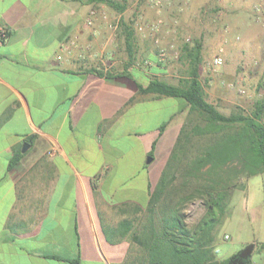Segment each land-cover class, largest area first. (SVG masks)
Returning <instances> with one entry per match:
<instances>
[{
    "label": "crops",
    "instance_id": "obj_1",
    "mask_svg": "<svg viewBox=\"0 0 264 264\" xmlns=\"http://www.w3.org/2000/svg\"><path fill=\"white\" fill-rule=\"evenodd\" d=\"M92 4L0 0V264L144 258L134 234L157 183L148 156L162 139L174 146L188 105L139 92L177 84L157 55L163 22L88 25Z\"/></svg>",
    "mask_w": 264,
    "mask_h": 264
},
{
    "label": "trees",
    "instance_id": "obj_2",
    "mask_svg": "<svg viewBox=\"0 0 264 264\" xmlns=\"http://www.w3.org/2000/svg\"><path fill=\"white\" fill-rule=\"evenodd\" d=\"M88 2L105 3L120 13L126 7L117 0ZM184 49L191 66L188 78L178 84L152 79L146 86L138 85L141 93L182 98L188 105V119L150 191L143 216L135 219L140 229L134 240L144 255L137 264H230V257L217 260L218 228L229 214L232 192L244 187L239 178L264 171V93L250 113H222L205 99L199 80L201 39L191 48L185 44ZM178 174L182 178L179 190L175 187ZM197 198L202 199L205 212L189 226L182 206ZM127 223L131 225L130 220L120 222ZM258 246L264 250V241ZM71 263L79 264V260Z\"/></svg>",
    "mask_w": 264,
    "mask_h": 264
},
{
    "label": "rangeland",
    "instance_id": "obj_3",
    "mask_svg": "<svg viewBox=\"0 0 264 264\" xmlns=\"http://www.w3.org/2000/svg\"><path fill=\"white\" fill-rule=\"evenodd\" d=\"M117 1L126 6L121 13L99 2L90 8L106 11L111 20L123 16L163 22L162 46L169 52L166 59L171 68L167 78L176 77L177 84L188 78L191 67L184 45L191 48L195 40L201 39L198 76L205 99L224 114L250 113L255 100L264 93V26L257 18L264 17V0H172L159 8L146 0ZM258 5L260 9L256 10ZM216 55L222 57L221 65L213 63ZM187 119L188 112L183 124ZM167 141L162 139L148 156L155 157L149 168L154 183L159 181L173 146H168ZM181 179L178 174L177 190ZM239 181L244 187L232 192L229 214L218 228L216 255L226 259L246 245L257 243L248 259L259 264L264 254L258 246L264 241V171ZM182 210L185 222L192 226L202 218L205 207L197 198L183 205ZM138 247L141 253L139 244Z\"/></svg>",
    "mask_w": 264,
    "mask_h": 264
},
{
    "label": "built area",
    "instance_id": "obj_4",
    "mask_svg": "<svg viewBox=\"0 0 264 264\" xmlns=\"http://www.w3.org/2000/svg\"><path fill=\"white\" fill-rule=\"evenodd\" d=\"M171 1L172 0H146V2L148 4H150L152 7H157V8H159L165 4H168ZM259 9H260V6L259 5L256 6V10H259ZM98 17H100L102 19H106L107 18L106 11L101 10V9H96L93 7L90 8L88 15H87V19H86L87 24L92 25L94 23L95 19ZM257 18L261 21V24L264 26V17L258 16ZM160 23H161V21L159 20L155 24L150 25L151 31H154V32L157 31L159 29ZM6 34H7V29L1 27L0 28V36L4 37ZM155 42L159 43V40L156 39ZM168 54H169V52H168L166 47H164V46L159 47L158 52H157L159 60L166 59ZM213 63L216 65H221L223 63L222 57H220L218 55L214 56ZM225 238H228V235H225ZM259 264H264V254H263L261 263H259Z\"/></svg>",
    "mask_w": 264,
    "mask_h": 264
},
{
    "label": "water",
    "instance_id": "obj_5",
    "mask_svg": "<svg viewBox=\"0 0 264 264\" xmlns=\"http://www.w3.org/2000/svg\"><path fill=\"white\" fill-rule=\"evenodd\" d=\"M28 146V143L25 142L23 144V148L22 151H24L26 149V147ZM151 158H148V160L150 161ZM255 244L254 243H250L248 245H246L241 251H239L238 253H236V258L234 260H239V264H247V260L254 248Z\"/></svg>",
    "mask_w": 264,
    "mask_h": 264
},
{
    "label": "flooded vegetation",
    "instance_id": "obj_6",
    "mask_svg": "<svg viewBox=\"0 0 264 264\" xmlns=\"http://www.w3.org/2000/svg\"><path fill=\"white\" fill-rule=\"evenodd\" d=\"M236 253H234L231 257H230V264H239V260H234L236 258Z\"/></svg>",
    "mask_w": 264,
    "mask_h": 264
}]
</instances>
